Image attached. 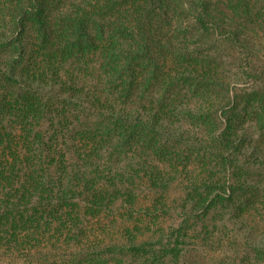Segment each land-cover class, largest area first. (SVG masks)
<instances>
[{
  "label": "trees",
  "instance_id": "obj_1",
  "mask_svg": "<svg viewBox=\"0 0 264 264\" xmlns=\"http://www.w3.org/2000/svg\"><path fill=\"white\" fill-rule=\"evenodd\" d=\"M8 1L9 19L0 25V264L42 255L40 247L69 246L92 259L154 253L152 262L181 264L188 246L182 225L163 245L162 237L121 242L103 232V214L135 194L133 163L143 152L184 137L171 130L179 123L172 116L183 108L165 100L170 90L185 79L206 89L228 87L218 67L200 72L190 63L210 49L200 38L236 52L240 74L257 84H264V40L213 15L209 0L195 4L199 31L192 39L165 38L147 23L108 21L123 0H72L56 10L63 23L41 25L39 36L23 38V18L50 11L48 19L55 0ZM170 58L178 67L170 69ZM259 99L264 103V93ZM213 108L198 106L208 121L199 147L220 161L241 159L239 169L258 176L247 173L251 185L259 178L264 184L263 143L246 156L249 138L227 116L231 110Z\"/></svg>",
  "mask_w": 264,
  "mask_h": 264
},
{
  "label": "rangeland",
  "instance_id": "obj_2",
  "mask_svg": "<svg viewBox=\"0 0 264 264\" xmlns=\"http://www.w3.org/2000/svg\"><path fill=\"white\" fill-rule=\"evenodd\" d=\"M71 1L55 0L48 19L45 15L50 11L38 18L37 15L24 17L26 30L20 35L23 38L39 36L41 25L63 23L55 19L56 10L68 6ZM198 1L123 0L119 3V14L107 20L147 23L165 38L192 39L199 31L193 19ZM144 5L160 10L158 15L138 13L137 8ZM8 6V0H0V25L9 19ZM208 8L213 15L254 32L264 40V0H209ZM1 34L7 36L9 33ZM200 42L210 49L197 58L192 56L190 63H194L200 72L203 69L214 71L218 67L219 76L227 80L228 87L212 84L206 89V86L185 79L170 90L165 100L183 108L172 116L179 123L173 124L171 130L184 137L180 142L160 143L135 160V194L117 201L103 214L102 224L107 229L103 232L121 242L141 243L162 237L163 245L182 225L188 246L181 264H264V255L259 250L264 247V184L259 178L258 182L254 180V187L251 185L247 173L255 178L258 176L246 167L247 172L239 169L241 159L235 164L227 163L199 147L198 144H206L208 121L197 113L199 105L208 108L213 104V109L231 110L227 116L234 117L240 126V136L249 138L244 140L243 153L246 156L255 153L259 139L263 143L259 147L263 152L264 103L259 94L264 93V84L252 83L242 77L236 52L224 51L205 37H201ZM169 60L170 69L178 67L173 58ZM181 123L184 125H179ZM224 152L228 154L230 150ZM259 163L262 165L264 161ZM127 165H123L125 169H128ZM41 252L39 256L6 258L1 264H167L152 262L154 253L139 258L125 256L99 260L81 255L77 246L40 247L39 254Z\"/></svg>",
  "mask_w": 264,
  "mask_h": 264
}]
</instances>
